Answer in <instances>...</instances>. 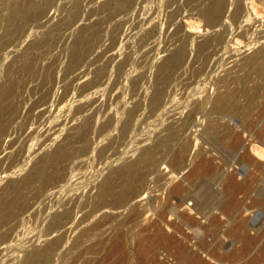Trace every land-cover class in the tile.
<instances>
[{"label": "bare ground", "instance_id": "obj_1", "mask_svg": "<svg viewBox=\"0 0 264 264\" xmlns=\"http://www.w3.org/2000/svg\"><path fill=\"white\" fill-rule=\"evenodd\" d=\"M115 1L118 4V6H120L119 7L121 9L120 11L122 10L126 11V8L130 9L132 7V5L128 3V1L130 0H115ZM109 3L110 2L106 0V2L104 1V3L100 6V8H98L99 6L97 8L103 10L107 6L109 7L108 5ZM196 3H194V6ZM33 4L34 3H32L29 0H8V1L5 0L2 3V11H4L5 9V13L0 12V52L7 42L19 38L20 35L24 32L23 30L27 25L39 20L40 17L41 18L44 17V16L42 17V15L46 13L45 12L46 8L44 4L43 3H42L43 5H39V4L33 5ZM78 5L79 4L75 6ZM225 5L226 4H224L223 0H211L210 2L204 4L202 7L197 9V13L202 17V19H204V26H206L207 29L211 28L215 31H219V33L216 34L217 36L215 35L216 37L213 38L214 40L217 41L218 44L223 43L222 41L226 36V22L228 20L227 17L224 18L223 15ZM75 6L73 7L74 9H72L71 11H69L68 9L69 13L66 12L67 8L63 6V8H66L65 12L68 13L66 17H64L63 15L64 20L66 19L69 23L70 21L72 23L73 22L72 20L76 19L77 14H79L80 12L79 11L80 9L78 10L77 8H75ZM80 6L81 4L79 5V7ZM251 7L252 9H254L253 5ZM60 8L62 9V6ZM257 9L258 8L256 7L255 10ZM90 11L93 12L92 9ZM243 11L244 10L242 9L240 2L237 3L236 6H234L233 13L231 12L232 13L230 17L231 21L236 23L238 19L243 18L239 20L237 25L242 23V21H246V22L249 21L250 18L249 14L251 13H249L248 7L245 10L244 14H242ZM175 13L177 14V12ZM92 14L93 13H91V15ZM229 15L230 14L228 13L227 16ZM83 16H86V13ZM186 16L188 15L186 14ZM104 17H106V15ZM109 18L110 19L113 18L112 15L109 16ZM109 18H107V20ZM86 19H88V17H86ZM105 20L106 19H101L100 17L99 18L97 17V20L95 22L87 26H80L82 30H80L77 34V36H79L78 40L71 43L70 55L69 58L67 59V63L65 62L66 66L64 67L63 72L60 69L62 74L66 76L67 73L74 72L81 66V63L83 62V60H85L84 57L88 53L89 49L91 47L94 48V46L97 44L98 39H100L101 37L100 31L102 30L101 24L104 23ZM229 23L232 24L231 22ZM41 24H42L41 22L35 23V25L39 27L42 26ZM118 25L119 23L112 26V32H110L111 37L115 35L118 29ZM55 26H56L55 24L52 26L53 30L55 29ZM89 27H91L92 30L89 31ZM187 33L185 34L187 35ZM152 39L150 41H152ZM185 39L187 38L185 37ZM213 39L206 38L201 40L195 47L196 53L201 52L202 50L205 49V47H208L207 45H209V43ZM187 42L186 44L180 43L176 45V47L170 50L167 48L170 53L166 55L165 58L163 57L162 60L158 62V64L154 65V74L152 75V79L150 81L151 83L149 86L146 85L145 87H141L142 80L136 81V79L134 80L130 79L131 89L133 95L136 96V98L133 100V102H131L132 104L126 110H124L125 117L121 122L117 132L118 139H120L121 137L125 138V135L130 130V123L133 121L134 117L136 116V113L144 106L146 107L148 106L152 110L161 107L162 108L160 112L161 117H164L171 110H174V108L169 109L171 106L169 102L168 103L170 106L168 105L166 106L167 100L170 97V96L166 97V92H167L166 88L169 87L172 82L177 80L178 77L181 78L179 76V68H181L182 64L186 59L187 51L185 45H187ZM169 43H171V41ZM247 45L248 47H246V49L249 48L251 49V51L250 53L248 52V54L246 52V54L242 55L241 57H238L239 59L237 61L239 62L235 63L236 68L230 69L231 66H233L232 64L233 62H232L230 63L232 65L228 66L230 67L229 68L230 70L226 68L227 71L225 72V74L222 73L223 74L222 77L218 76L219 79L216 78L218 79V83L222 88L221 90L216 91V93L213 94V96L210 95V93L208 92L209 94L206 93V95H204L203 97H199V99L198 98L195 100L191 99L192 103L190 102L191 104L189 109H187L188 111L186 112V114L182 115L181 112H176L179 113V115L177 117H174L175 119L173 118L169 123L165 121L164 123L165 125L163 124L162 131L158 132L154 142L149 146L146 147L144 146L142 148L140 147L141 149L139 148L135 157L127 158V156L124 157L122 155H117L113 158H108L106 161H104L101 167H99L101 170L100 172H97L98 173L97 176L99 177V180L96 183V185H93V187L95 188L94 191L95 193H93L92 195L88 194L87 196L84 193L85 203L88 202L89 205L91 204L92 213L93 212L95 213V211H99V214H97L99 215L97 216L99 218L89 227L85 225V227L87 228H84L82 232L80 231L81 233L78 236L79 239L81 240L84 237H86V235H88L91 230L99 227H102V229H100V234L103 235L104 233H106V235L103 236V238H101L102 236L100 237V239L97 238L98 240H96L94 244L93 241L92 242L93 246L92 244H88L91 245V247L89 246L90 250H88V252L90 251L96 252L95 251L96 248L97 249L98 247L101 248L106 242H108L109 246L107 245L108 247H106L105 250L108 251L110 249L109 252H113V253H109L111 254V256L115 252L117 256L123 253L121 256L118 257V259L116 258L114 262L112 263L109 262L110 264H132V258L135 259L136 261L135 264H169L166 260L159 257V253L156 250L158 245H160L159 248H163L164 246H169L173 249L172 254L176 259L175 260L176 264H258L259 260L264 261V243H262L261 245L263 250H261V254L259 253L260 255L249 253L250 250L248 249L251 247L252 244L256 243V240L258 241V238L261 235V233L258 232L259 228L257 229L258 233L257 232L256 234L250 233L251 223L249 221V217L244 212L246 206L243 205L244 203H242V198H241L242 196L249 195L253 191H257L256 187L259 190L257 184H259L258 183L259 181L264 180V159H260V157H264V149L259 148L258 145L257 146L255 145L257 142H262V139L264 138V82L261 77L262 67L264 65V34H257L254 35V37L252 36V40L249 43H247ZM217 48L219 49V47ZM218 49L217 50L215 49L216 52L219 51ZM193 53L195 54L194 49H193ZM207 53L209 54V52ZM241 53L242 52H240V54ZM0 55L2 57V54ZM125 59H129V58L126 57ZM223 60L225 61V59ZM204 61H205L204 59L203 61L201 60V63L203 64ZM195 62L197 61L195 60ZM219 63H221V61ZM152 66L153 65H151V67ZM202 67L204 66L202 65ZM123 69H124V62H122L118 68L121 74ZM5 70H6L7 79H5L6 76L4 78L5 80H3V78L0 77V134L11 136L12 134L15 133L17 134L16 130L18 129L17 128L18 126L23 127L26 124V122L29 121L27 116L17 121V118L20 116L21 112L17 108H15V106L12 105L9 96L13 93V91L16 88V85L19 82H21V80L14 78V76H10V75L13 74L14 70H19L24 73L30 72L31 70H33V67L28 63L26 57H24V61L20 62L19 64H14L11 62L7 64ZM52 70L53 69L51 70L46 69L45 71L44 70L41 71H44L43 75L45 73L46 76L50 77L53 74L52 77L55 78L56 75L55 70L53 71ZM84 71L80 72L79 74L86 73ZM187 71L189 70L187 69ZM79 74L78 73L74 74L73 77L74 80L81 79L83 77L82 75L78 76ZM201 74L203 75V73ZM205 74L206 73H204V76ZM140 75L149 76L147 72H142ZM31 77L32 79H35V77L34 78L33 76ZM30 79L28 80L26 79L25 81L23 80L22 90H25L24 88L26 84H28V81ZM32 79L31 82L33 81ZM98 79L99 76L95 74L92 80H90V82L85 83L81 87L79 86L81 90L78 87L77 88L80 92H82V90L84 89L85 90L90 89L95 83H97ZM199 80L201 81V78ZM51 81H53L54 83V80ZM115 81L121 82L120 80H115ZM189 83L186 84L188 85ZM172 84L173 87L175 83ZM51 87L53 88V86ZM51 87L45 90L44 93L42 92L38 98L36 97L37 100L34 102L33 106L36 105L38 102H41V100L45 98L47 92L52 90ZM22 90L21 92L23 93L24 91ZM33 90L34 88L31 89V91ZM39 91H41V89ZM66 94H67V90L64 89L63 95ZM31 95L32 97L34 96L33 94L30 93V96ZM77 111H79V108L77 109ZM231 114L235 115V117L236 116L239 117L237 120L240 123L239 125H233L230 121H227L228 118H232L233 116L228 117L226 121L223 122L217 120V117L219 116H225V115L227 116ZM197 115H199L200 118L202 117L201 122H203V126L201 129H196V126L200 125V122H198L199 119L196 120ZM235 117L233 119H235ZM105 121L103 122L104 124L100 125L102 126L103 132L104 130H108V129L111 130V127L113 126L112 125L113 118L111 115H109L107 121L106 122ZM188 127H193V128L195 127L193 129L194 132L199 131L197 134H195L196 136L193 137L196 143H197V138L199 137L203 144H208V148L210 147L209 149L213 153H211L210 155H205L203 152L204 150L202 148L204 146L199 145L200 147H198L194 157H192L193 161L192 159H191L192 162L190 161L191 166H189L185 172L183 171L184 174L181 175L180 174L181 170L184 169L186 166H188V164L190 163L187 162V154L189 155L188 152L190 151L189 149L191 147V141L187 140L184 143L179 142L180 144L179 143L178 144L180 146L178 147V149L174 151H171L173 149V148L171 149V144L174 141H178L179 139H181L182 135L188 129ZM238 127H240V129H238ZM73 132L74 134L70 138H68L67 142L55 143L50 150L48 149L51 146H48L46 150L40 155V157L36 160L34 165L28 168L29 170L26 173L23 172L24 174L22 173L21 177H19L18 179L16 178L11 179V178L16 174H19L17 172L20 170L19 166L21 165L20 153L19 151L6 150V148L10 147L11 145L10 142H12L14 138H12L13 139L12 141L8 142L9 143L7 144L8 146L4 147L5 157L3 156L4 158L0 160V164L1 162H3V160L5 161V159H8V165H5L7 166L5 170L3 169L0 171V183L3 181L4 178L5 180L7 178L6 183H4L3 185L0 184V227L1 226L6 227V229H4L3 232L1 233L2 239H6L11 233L10 231L16 229L15 227L19 223V219H18L19 216L22 213H24L23 211H25L26 208H28L29 206L28 197H26L22 192L24 188H26L27 186L29 187L33 183H36L33 186L35 192H40L52 186L56 187L60 183L69 179L67 177L68 174H66V172L68 168L67 167L68 163L72 158H75L76 156L80 157V155H82V153L85 154L88 149L89 151L90 149L96 151V147L98 146L97 143L95 142L97 141V139L94 138L95 140L92 141V143H90L91 140L88 137L89 135L88 132L80 133L78 130H74ZM76 133H80V134L76 135ZM77 136L82 141L79 150H76L77 148H75L74 146H70L72 143L71 138ZM121 140L123 139L121 138ZM246 140H248L247 144L245 143ZM116 145L118 146V144ZM221 148L225 149L224 150V152L226 153L225 155L222 153L223 151L220 150ZM131 150L133 151L135 150V148H132ZM251 151L256 152L257 155H260V157L258 156L259 157L258 158ZM101 152L103 153L102 149L98 150V154H100ZM127 152L128 151L126 152L123 151V154L125 155ZM158 152L167 153V154L170 153V159H169L170 162L168 161L169 169H170L169 171L168 170L167 172L166 170L164 171L163 167H161L163 171L159 168V165L163 161L159 163V159H161V157L159 155H158L159 157H156V154ZM227 154H231V156ZM109 155L111 154L109 153ZM122 158L124 159L121 162L120 160ZM90 160L91 159H89L88 162ZM189 160L190 158L188 159V161ZM118 161L121 163L118 164L117 166L116 164H114L115 167H113V163ZM81 162L83 163V161ZM81 162L78 161L77 163L80 164ZM75 166L78 167L77 165ZM226 166H233V169H231V171L228 172ZM23 169L24 167L22 168V170ZM104 169H106L105 174H103ZM240 173H243L246 176H244L243 178H239L237 175ZM151 174H154V176L151 177L150 176ZM178 175L181 177V179L179 178L180 180L178 181L176 180V182L171 184L172 186L171 187L169 186L170 188L166 189V191L164 190L165 192L164 191L162 192L164 194L163 196L156 195L153 196L154 198H152L150 193L164 189V186L168 183H171L172 178L177 177ZM203 175H208L207 177H209V175L219 176L221 178V181L218 182L220 188L217 189L215 187L216 189L212 190L205 184L202 185L201 183H203V181L202 182L200 181L201 183L199 184L198 179H200V177ZM156 180L157 181L164 180V183L162 184L163 182L162 181L159 183L162 186L156 185L155 184ZM67 183L71 184V182H67ZM154 185L155 188L153 187ZM219 185L217 187H219ZM72 186L73 185L67 187V184L64 185L65 189L68 190L69 192L72 191L71 189ZM262 187H261V191L259 192L263 191L264 188L262 189ZM62 189L63 187H61V190ZM219 190H221L222 193ZM87 192H89V190ZM225 192L227 193V195L224 196ZM239 194H241L242 196H239ZM260 196L261 195H256L253 201L261 203V205L264 206V198H261ZM76 199H77L76 196L70 197L65 204L63 205L60 204L62 205V208L60 210L58 209L59 211L53 212L52 215L50 214V216L48 217L47 227L54 228L56 225L58 226L62 220L67 221L70 218L72 219V217L70 216L72 212V204L75 203L74 201ZM152 199L155 200L158 199L156 200L157 201L156 207L155 208L152 207L153 209H155V211L153 210L155 212V217L151 220H146L147 212L151 209V207H148V205L150 206L152 201L154 202V200ZM85 207H87V205H85ZM91 212H89L88 214H84L85 216L81 217V220L78 222V224L83 222L90 215ZM190 213H192V215ZM169 214L174 215L175 217L173 216L174 218L173 219L171 218L172 220L170 218L166 219V215ZM117 217H120V219L117 220L115 224H113V220H115V218ZM26 218H28V216ZM142 220H146V221L142 223L141 222ZM66 223L67 222H65L62 225L64 226L66 225ZM131 225H136V227L138 226V228L137 230L130 232L131 238L134 241V250H132V252L129 253L127 250H123L127 248L128 244H127L126 234L124 231H122V229H120V227L131 226ZM117 226H119V229L113 231L114 228H116ZM166 227H168V229L165 230L164 228ZM48 228H46L47 232H48L47 230ZM18 232L19 230H17L14 233V236ZM195 235L198 236V239L192 241L193 240L192 238L196 239V237H193ZM54 236L55 235H53V237ZM208 236L210 237L213 236V239L208 240L207 238ZM61 237L63 236H59V238ZM221 237H226L227 239H230V241L232 242L237 241L240 243V246L230 251L226 250L225 249L226 245L225 246L222 245V240L224 241L226 238L221 239ZM59 238L55 240L59 241L60 240ZM62 240L63 239L61 238V241ZM47 241H45L46 243L41 247L35 246L29 250L24 251L23 255L21 256L20 262L18 264H50L51 254L53 252H56L53 251L54 249L56 250L55 248L56 242L51 240L48 242ZM3 243L4 242H2V244ZM161 245L163 247H161ZM87 247L86 249H88ZM118 251L121 252L123 251V252L122 253L120 252L119 254ZM203 252H205V255H202ZM109 254H107V256ZM113 257H116V255H113L112 258ZM18 260L19 259H17L13 263L17 264ZM105 260L106 263L108 264L106 258ZM64 264H72V262H67Z\"/></svg>", "mask_w": 264, "mask_h": 264}, {"label": "rangeland", "instance_id": "obj_2", "mask_svg": "<svg viewBox=\"0 0 264 264\" xmlns=\"http://www.w3.org/2000/svg\"><path fill=\"white\" fill-rule=\"evenodd\" d=\"M4 1L5 0H0V7H1L0 12L2 13H5V9L4 11H2V3ZM29 1L34 3L33 5H38V4L43 5L44 4L46 8L45 9L46 13L42 15V17L43 16L44 17L43 18L40 17L41 20L39 19L27 25L24 28L23 30L24 32L20 35V37L15 40L7 42L0 52V54H2V57L0 55V77L3 78V80L7 79L5 69H6L7 64H9L10 62L14 64H19L20 62L24 61V57H26L28 63L33 67V70H31L30 72L24 73L19 70H14L13 74L10 75V76H14V78L21 80V82H19L16 85V88L13 91V93L9 96V99L11 100L12 105L15 106V108H17L21 112L20 116L17 118V121L27 116L29 122H26V124L23 127L18 126L17 127L18 129L16 130L17 134L15 133V134H12L11 136L0 134V139H3V140H0V143H1L0 144V160L5 157L4 147L8 146L7 145L9 144L8 142L12 141L13 140L12 138H14V140L10 142L11 143L10 147L6 148V150L7 151L8 150L19 151L20 153V164L21 165L19 166L20 170L17 172L19 174H16L11 178V179H15V178L18 179L19 177H21L23 172L26 173L29 170L28 168L34 165L36 160L46 150L48 146H51L48 149L50 150L55 143L67 142L68 138H70L74 134L73 132L74 130H78L80 133L88 132L89 133L88 137L91 140L90 143H92V141L97 139L98 142L96 141L95 143H97L98 147H96V151L93 149H90L89 151L88 149L87 151L85 150L86 153L85 152H84L85 154L82 153L80 157L76 156L75 158H72L69 161L68 166H67L68 173L66 172V174H68L67 177L69 179L67 178L68 180L60 183L56 187L52 186L40 192H35V189L33 186L36 183H33L29 187L27 186L26 188L22 190L24 195L28 197L29 206L28 208H26L25 211H23L24 213H22L19 216L18 218L19 223L15 227L16 229L10 231L11 233L6 239H2L1 237V233L3 232L4 229H6V227L5 226L0 227V242H1L0 243V264H15L13 262L19 259L17 261V264H18L20 262L21 256L23 255L24 251L29 250L35 246L41 247L42 245L46 243L45 241L47 240L56 242V243L54 242L56 250L55 249L53 250L56 252H53L51 254L50 264H64L67 262H72V264H107L105 258L107 259L108 264H110L114 262L116 258L118 259V257L123 254L122 253L123 251L122 252L118 251L119 254L120 252L122 253L121 255L118 254L119 256L115 254L116 252L112 254V256L116 255V257H113L115 259H113L111 254H109L113 252H109L110 249L108 251L105 250V248L109 246V243L106 242L103 245V247L101 248L98 247L99 250L96 248L95 250L96 252L94 251L88 252V250H90V247H91V245H88V244H92L93 241H94L93 242L94 244L95 241L100 239L101 236H102L101 238H103V236L106 235V233H104L103 235L100 234V229H102V227L91 230L89 234L86 235V237L81 239L82 241L79 239V236H78L80 235V233L82 232L84 228L89 227L99 218L97 217L99 216L97 215L99 214V211H95V213L94 212L92 213L91 204L89 205L88 202L85 203L84 201L85 195L87 196L88 194L92 195L93 193H95L94 192L95 188L93 187V185H96V183L99 180V177L97 176L98 175L97 172L101 171L99 167H101L104 161H106L108 158H113L117 155H122L124 157L127 156V158L135 157L140 147L142 148L144 146L145 147L149 146L154 142V140L156 139L155 137L157 136L158 132L162 131L163 129L162 127L165 121L169 123L174 117H177L179 113H176V112H181L182 115L186 114V112L188 111L187 109H189L190 104L192 103L191 99L193 100L197 98L199 99V97H203L204 95H206V93L207 94L210 93V95L213 96V94H215L216 91L222 89L218 83V79H219L218 76L222 77L223 76L222 73L225 74V72L227 71L226 68L228 70L236 68L235 63L239 62L237 61L239 59L238 57H241L242 55L246 54V52L247 54L248 52L250 53L251 49L249 48L246 49V47H248L247 43H249L252 40V36L254 37V35H257V34H264V0H261V1L260 0H223L224 4H226L224 7L223 15H224V18L227 17L228 21L226 22V36L224 40L222 41L223 43H219V44L217 43L216 40L213 39L217 36L216 34H218L219 31H215L211 28L207 29V27L204 26V19H202V17L197 13L198 8L202 7L204 4L210 2L211 0H191V2L190 0H174V1L173 0H136V1L130 0L128 1V3H130L132 7L130 9L126 8V11L125 10L120 11L121 10L119 8L120 6H118L115 0H107L108 2H110L108 4L110 8L107 6L103 10H100L98 8H100V6L104 3V1L106 2V0H48V1L29 0ZM239 2H240V5L242 6V9L244 10L242 14L245 13V10L247 9V7L249 9V13L251 14H249L250 15L249 21L247 22L242 21V23H240L242 25L238 24L239 25L238 27L237 23L239 22V20L243 18L239 17L241 19H238V21L235 23L231 21L230 17H231V14L233 13L234 6H236V4ZM194 3H196L197 6L196 4L194 6ZM251 3L254 9H252ZM77 4L79 5L81 4V6L80 7L79 5L75 6ZM174 4H175V7H174ZM255 5L258 8L257 9L258 11L255 10L256 9ZM61 6H62V9L60 8ZM63 6L67 8L66 12L68 13L69 11L74 9L73 8L74 6L78 10L80 9L79 14H77L76 19L72 20L73 21L72 23L71 21L69 23L66 19L64 20V17H66L68 13L65 12L66 8H63ZM91 9L93 12L90 11ZM99 11L100 12L103 11V12L100 13ZM90 12L93 14L91 15ZM175 12H177V14ZM85 13H86V16H83L85 15ZM228 13L230 14L229 16H227ZM186 14L188 16H186ZM105 15L106 17H104ZM111 15L113 18L110 19L109 16ZM86 17H88V19H86ZM97 17L98 18L100 17L101 19H106V20L107 18H109L107 21L105 20V22L101 24L102 30L100 31V36H101L100 39H98L97 44L94 46V48L91 47L89 49L88 53L84 57L85 60H83V62L81 63V66L74 72L67 73L65 76L64 74H62V72L64 70V67L66 66L67 59L69 58V55H70L71 43L78 40L79 38L77 34L80 30H82L80 26H87L95 22L97 20ZM36 22L37 23L41 22L42 26L39 27L35 25ZM229 22L231 23L233 22V23L230 24ZM114 23L115 24L119 23V25H118V29L115 35L111 37L110 32H112V26L115 25ZM54 24L56 26H55V29L53 30L52 26ZM90 30H92L91 27H89V31ZM184 32L185 33L188 32L187 35ZM169 34H172V35H169ZM185 37L187 39H185ZM206 38L213 39L209 43L210 46L207 45L208 47H205L204 50L196 53L195 47L201 40L206 39ZM151 39L152 41H150ZM190 39L192 42L190 41ZM170 41L171 43L172 42L173 43L172 44L169 43ZM186 42H187V45H185L186 51H187L186 59L184 63L182 64L181 68H179V76L181 78L178 77L177 80L172 82V83H175L173 87H172L173 84L171 83V85L166 88V91H167L166 97L170 96L168 99L169 101L167 100V103L169 102L171 105L170 106L169 103L168 104L166 103V106L168 105L170 106L169 109L174 108V110H171L167 115H165L164 117H161L160 115V112L162 110L161 107L158 109L152 110L148 106L147 107L144 106L136 113V116L134 117L133 121L130 123V130L125 135V138L121 137L123 140H121V138L118 139L117 132H118L121 122L123 121L125 117L124 110H126L132 104L131 102H133V100L136 98V96L133 95V92L131 89L130 79L132 80L136 79V81L142 80L141 87H145L146 85L149 86L151 83L150 81L152 79V75L154 74V65L158 64V62L162 60L163 57L165 58V56L170 53L169 52L170 49L176 47V45L180 43L186 44ZM52 44H55V45H52ZM217 47H219V49ZM193 49H194L195 54L193 53ZM215 49L216 50L218 49L219 51L216 52ZM238 51L242 53L240 54V52ZM207 52H209V54ZM126 57H128L129 59H125ZM203 59L205 61L202 64L201 60L203 61ZM223 59H225V61ZM195 60L197 62H195ZM232 60H235V61H232ZM220 61L222 64L219 63ZM122 62H124V69L122 70L123 77H122V74L118 70ZM230 63H232L233 66H231L232 64ZM200 64H202L205 68L202 67V65ZM151 65L153 66L151 67ZM229 65L231 66V68L228 67ZM46 69L55 70L56 79L52 77L53 74L50 77L46 76L45 73L43 75V72ZM60 69L62 72L60 71ZM187 69L189 71H187ZM196 69H198L199 71ZM41 70H44V71H41ZM83 71L86 73L79 74L80 72H83ZM125 71H126V74H125ZM36 72L38 76L36 75ZM142 72H147L149 76L140 75ZM76 73L79 74L78 76L82 75L83 77L81 79L74 80L73 77H74V74ZM201 73H203V75ZM204 73H206L205 76H204ZM95 74L99 76L97 83H95L90 89H87V90L84 89L82 90V92H80L78 88L81 90L80 87L83 86L85 83L90 82V80H92ZM31 76H33V78L35 77V79H32ZM261 77L264 82V79H263L264 78V65L262 67ZM30 78L33 80L32 82ZM41 78L43 81L41 80ZM200 78H201V81L199 80ZM26 79L27 80L30 79V80L28 81V84H26L24 88L25 90H22L23 80L25 81ZM50 79L54 80V83ZM115 80H120L121 82L115 81ZM176 81L180 83H177ZM67 82L68 84L69 83L70 84L68 85ZM185 82L186 83L190 82V83L187 85ZM42 83H45L46 85ZM40 84L42 85V87ZM51 86H53V88ZM49 87H51L52 90L47 92L45 98L42 99L41 102H38L36 105L33 106L34 102L37 100L36 97L38 98L41 95V93L42 92L44 93V91L47 90ZM33 88L34 90L31 91V89ZM40 89L41 91H39ZM64 89L67 90L66 95H63ZM21 90L24 92L22 93ZM30 93L33 94L34 96L33 97L32 95L30 96ZM78 108H79V111H77ZM109 115H111L113 118V124H112L113 126L111 127V130L108 129V130H104L103 132L102 126L100 125L104 124L103 122L105 121L106 118L108 119ZM228 117H232V118H228ZM234 117L235 115L233 114L227 115V116L226 115L219 116L217 117V120L220 122H223V121H226V119L228 118L227 121H230L233 125H239L240 123L237 121L239 117L236 116L235 119H233ZM196 120L200 122V125L196 126V129H201L203 126V122H201L202 117L200 118V116L197 115ZM113 127H114V130H113ZM194 128L188 127V129L182 135L181 139H179L178 141H174L171 144V149L173 148L171 151H174L178 149V147L180 146L179 145L180 143H184L187 140L191 141V147L189 149L190 151L188 152L189 155L187 154L188 163L191 161L192 157H194L198 147L200 146H204L202 148L204 150L203 152L205 155H210L211 153H213L209 149L210 147L208 148V144H203L201 139L198 136H197L198 138H197V143H196L193 137H195L196 136L195 134H197L199 131L194 132L193 131ZM238 129H240V127H238ZM80 133H76V135ZM99 134L100 136L101 135L102 136L100 137ZM71 141L72 143L70 146H74L75 148H77L76 150H79L82 144V141L78 138V136L71 138ZM247 142L248 140H246L245 143L247 144ZM107 144H108V147H107ZM116 144H118V146ZM255 145L256 146L258 145L259 148L264 149V138L262 139V142H257ZM115 146L117 149L115 148ZM132 148H135V150L132 151L131 150ZM100 149H102L103 153L101 152L100 154H98V150ZM220 150L223 151L222 153L224 155L226 154L224 152L225 150L224 148H221ZM123 151L124 152L128 151V152L124 155ZM251 152H253L255 156L260 157V155H257L256 152L254 151H251ZM109 153L111 155H109ZM158 155L161 157V159H159V163L163 161L159 165V168L163 171V169L161 168L163 167L164 171L165 170L166 172L167 170L169 171L170 170L169 169L170 153L167 154V153L158 152L156 154V157H159ZM227 155L231 156V154H227ZM101 157H102V160H101ZM189 158L190 160L188 161ZM89 159H91L90 160L91 162L90 161L88 162ZM123 159L124 158H122L120 161L122 162ZM260 159H264V157H260ZM78 161L79 162L83 161V163L81 162L82 164L81 163L79 164L77 163ZM121 162L119 161L114 162L113 167H115L114 164H116L117 166ZM191 162L188 164V166H186L184 169L181 170V173H180L181 175L184 174V172L188 169L189 166H191ZM90 164H93V165H90ZM5 165H8V159H5V161L3 160V162H1L0 171L3 169L5 170L7 168V166ZM75 165H77L78 167H76ZM23 167L24 169L22 170ZM226 168H227V171L230 172L231 169H233V166H226ZM105 171L106 169L103 170V174H105ZM179 175L177 177L172 178V182L170 181L171 183L166 184L164 186V189L150 193L152 198H154L153 196H156V195L163 196L164 194L162 192L164 190L166 191V189L172 186L171 184L175 183L176 180L178 181L181 179L180 177L181 175L180 176ZM150 176L152 177L154 176V174H151ZM207 176L208 175L201 176L200 179H198L199 184L203 181V183L201 184L202 185L205 184L212 190L216 188L217 189L220 188V185L218 182L221 181V178L219 176L217 175H209V177ZM237 176L239 178H243L246 175L243 173H240ZM202 178L203 179L205 178V179L203 180ZM6 181H7V178L6 180L4 178L0 184L3 185L4 183H6ZM67 182H71V184ZM160 182H162L163 184L164 180H158V181L156 180L155 184L160 185L159 184ZM258 183L259 184L257 185H258L259 190L256 187L257 191H253L249 195H245V196H242L241 194H239V196H242L241 197L242 203H244L243 205L246 206L245 207L246 209L244 210V212L247 214V216L249 217V221L252 224V225L250 224V233L256 234L258 228H259L258 232L261 233V235L258 238V241L256 240V243L252 244L251 247L248 249L250 250L249 253L260 255L261 250H263L261 245L262 243H264V206L261 205V203L253 201V199L256 195H261L260 197L264 198V189H263L264 180H261ZM65 184H67V187L73 185L74 188L72 186L71 188L72 191L69 192L68 190H66L64 187ZM218 185L219 187H217ZM61 187H63L62 190H61ZM153 187L155 188V185ZM261 187L263 191L259 192L261 191ZM88 190L89 192H87ZM53 191H55L57 194ZM256 192H258L259 194ZM225 195H227L226 192L224 193V196ZM75 196L77 197V199L74 201L75 203L72 204V212L70 215L72 219L70 218L67 221L62 220L60 224L62 222H63L62 224L67 222L66 225L64 226L62 224H61L62 226L59 224L58 226L57 225L55 227L53 226L54 228L52 227L48 228L47 221H48V217L50 216V214L52 215L53 212L59 211L62 208V205L65 204L70 197H75ZM152 200H154V202L152 201L150 206L148 205V207H151V209L147 212L148 217L146 216V220H151L155 217V212H154L155 209L153 208L156 207L157 205L156 200L158 199L156 200L152 199ZM85 205H87V207H85ZM189 207H192V206H189ZM89 212H91L90 215L83 222H81L82 224L81 223L78 224V222L81 220V217H84L85 216L84 214H88ZM190 214L192 215V213ZM26 215L28 216V218H26L27 217ZM173 216L174 215H170V214L166 215V219H169V218L173 219L175 217ZM119 219L120 217L115 218V220H113V224H115V222H117V220ZM146 220H142L141 222L143 223ZM85 225L87 227H85ZM46 228H48L47 229L48 232L46 231ZM137 228L138 226L136 227V225L120 227V229H122V231H124L126 234L127 244H128L127 248L123 250H127L129 253H131L132 250H134V241L131 238L130 232L137 230ZM117 229H119V226L114 228L113 231H116ZM164 229L166 230L168 229V227ZM17 230H19V232L14 236V233ZM59 232L62 234H60ZM96 233H97V236H96ZM53 235H55L54 236L55 238L53 237ZM59 236L64 237V238L61 237L63 239L62 241H61V238H59ZM193 237H196V239L192 238L193 239L192 241H195L198 239L197 235ZM57 238H59L60 240L59 241L55 240ZM207 238L208 240L213 239V236L212 237L208 236ZM225 238L226 237H221V239H225ZM76 239L80 241H77ZM2 242L4 243L2 244ZM222 245L223 246L226 245V248L225 247L223 248L230 251L235 248H238L240 246V243L237 241L232 242L230 241V239L226 238L224 241L222 240ZM86 247L88 249H86ZM159 247L160 245H158L156 248V250L159 253V257L166 260L169 264H172L173 262L176 264L175 262L176 259L174 255L172 254L173 249L169 246L163 247L161 245V247L163 248H159ZM107 254L109 255L107 256ZM202 255H205V252H203ZM108 259L109 260L111 259L112 261L111 260L109 261ZM135 262H136L135 259L132 258V264H135ZM258 264H264V261L259 260Z\"/></svg>", "mask_w": 264, "mask_h": 264}]
</instances>
